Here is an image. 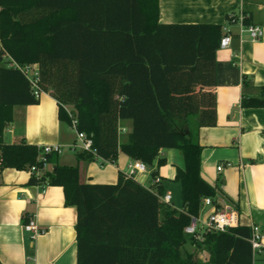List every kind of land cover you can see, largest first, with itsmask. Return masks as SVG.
Segmentation results:
<instances>
[{"label":"trees","instance_id":"16d2710c","mask_svg":"<svg viewBox=\"0 0 264 264\" xmlns=\"http://www.w3.org/2000/svg\"><path fill=\"white\" fill-rule=\"evenodd\" d=\"M243 14L244 25L255 24L252 13ZM159 22L160 0H0V170L41 165L37 146L4 137L15 105L40 102L13 64H37L41 89L59 103L60 119L70 124L63 104L70 105L103 161L116 162L124 152L155 177L166 163L162 148H178L185 159L175 176L183 199L177 212L165 207L159 187L123 171L116 183L81 182L77 165L46 155L54 168L30 183L63 186L66 204L77 207V264H254L248 225L207 232L203 241L185 232L205 197L221 207L216 187L201 174L198 134L217 124L223 26ZM243 82L242 105L264 107V85L250 94V79ZM125 119L133 120V130L123 141ZM188 242L195 251L185 248Z\"/></svg>","mask_w":264,"mask_h":264},{"label":"crops","instance_id":"0c3cea01","mask_svg":"<svg viewBox=\"0 0 264 264\" xmlns=\"http://www.w3.org/2000/svg\"><path fill=\"white\" fill-rule=\"evenodd\" d=\"M244 11L252 13L253 22L264 28V0H160L159 23H216L223 26L225 35H232L229 46L216 50L217 124L199 130L201 174L216 187L215 200L220 206L233 205L241 225L259 223L264 231V107L242 105L244 76L250 79V94L264 85V36L252 40L247 32H239ZM59 109L50 92L37 104L15 105L5 139L37 147L62 144L65 149L59 163L77 165L81 182L116 183L120 171H127L135 159L124 152L116 162L79 158L78 152L67 147L75 141L76 133L60 119ZM121 125L124 141L133 130V120L125 119ZM160 153L166 163L157 168L162 178L157 188L172 195L165 207L180 212L182 189L175 176L177 169L185 166L184 155L178 148H162ZM53 168L48 163L46 171ZM151 173L137 179L150 187ZM31 177L29 169L0 170V264H77V207L66 204L63 186L32 184ZM215 208L216 203L205 206L199 216L206 218ZM30 217L43 230L35 239L24 229ZM185 248L191 252L196 249L191 242ZM254 264H264V252Z\"/></svg>","mask_w":264,"mask_h":264},{"label":"built area","instance_id":"2783aa9c","mask_svg":"<svg viewBox=\"0 0 264 264\" xmlns=\"http://www.w3.org/2000/svg\"><path fill=\"white\" fill-rule=\"evenodd\" d=\"M231 19L234 18V15H229ZM242 25L240 27V33L247 32L249 37L252 40H259L264 36V28L259 24H253L246 26L243 24L244 14L241 15ZM232 40L231 34H226L222 37L220 42V47L224 48L230 45ZM16 67H19L25 76L29 79L33 92L37 98H41L47 91L41 89L40 86V71L39 67L36 64H28L25 66H20L17 63L13 64ZM64 109L70 117V127L76 133V139L73 143L69 144L67 147L74 152H89L92 153L95 158H100L98 156L97 149L94 147V141L91 136H88L84 131L79 130L78 128V118L75 114L74 109L70 105L63 104ZM39 154L37 160L41 162V165L33 164L30 166L29 171L32 175H35L38 178H41L42 175L46 172V167L48 165V160L46 155L62 154L65 146L62 144H45L38 147ZM222 166L218 167V170H221ZM152 170L141 160L132 161L127 168L125 173L128 176L139 177L140 175L149 173ZM162 178L160 175L152 177V189L157 190V186L161 183ZM160 200L169 204L172 199L170 192L165 194H159ZM214 204V199L212 197H205L203 199V207L212 206ZM240 224L238 210L231 204L224 203L220 208H215L206 218L193 216L192 222L185 228V232L188 235L195 236L199 240L203 241L204 234L210 231H226L230 227H236ZM24 229L30 233L31 238L35 239L39 234L43 232L41 227L37 224L34 217H30L24 223ZM250 243L252 246L253 258L254 261L256 257L264 252V231L261 224L253 223L251 225V236Z\"/></svg>","mask_w":264,"mask_h":264},{"label":"rangeland","instance_id":"374dc122","mask_svg":"<svg viewBox=\"0 0 264 264\" xmlns=\"http://www.w3.org/2000/svg\"><path fill=\"white\" fill-rule=\"evenodd\" d=\"M74 131V130H73ZM74 133H75V131H74ZM198 253H199V256L202 258V259H204V260H207L208 259V256H209V254H208V252L207 251H202V250H200V251H198Z\"/></svg>","mask_w":264,"mask_h":264}]
</instances>
